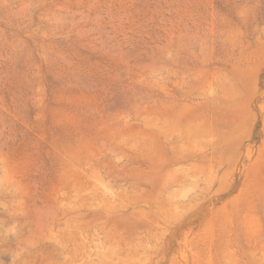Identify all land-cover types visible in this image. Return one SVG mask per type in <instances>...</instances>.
<instances>
[{"label": "rangeland", "instance_id": "374dc122", "mask_svg": "<svg viewBox=\"0 0 264 264\" xmlns=\"http://www.w3.org/2000/svg\"><path fill=\"white\" fill-rule=\"evenodd\" d=\"M0 264H264V0H0Z\"/></svg>", "mask_w": 264, "mask_h": 264}]
</instances>
